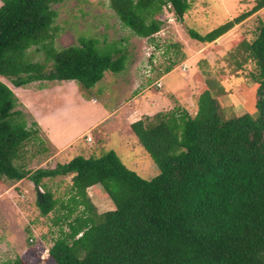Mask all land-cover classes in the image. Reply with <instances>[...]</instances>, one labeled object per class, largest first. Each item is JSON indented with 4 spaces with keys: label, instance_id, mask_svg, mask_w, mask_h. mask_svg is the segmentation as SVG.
Listing matches in <instances>:
<instances>
[{
    "label": "trees",
    "instance_id": "obj_1",
    "mask_svg": "<svg viewBox=\"0 0 264 264\" xmlns=\"http://www.w3.org/2000/svg\"><path fill=\"white\" fill-rule=\"evenodd\" d=\"M62 1L1 0L0 5V178H28L42 187L44 177L74 173L70 196L60 207L68 230L49 248L55 264H264V22L255 39L241 43L256 68L253 113L224 115L207 87L195 115L159 112L149 122L136 120L131 127L160 168L151 178L128 168L114 149L32 171L16 163L35 130L16 108L12 87L77 80L90 89L126 62L124 49L102 52L94 37L55 47L54 5ZM255 2L206 34L189 29L190 36L216 40L264 7V0ZM167 4L179 21L190 9L189 0H109L123 26L145 38L162 29L157 16ZM30 50L43 51L45 58L33 60ZM98 185L114 204L102 213L87 190ZM42 194L37 205L46 215L58 200Z\"/></svg>",
    "mask_w": 264,
    "mask_h": 264
},
{
    "label": "rangeland",
    "instance_id": "obj_2",
    "mask_svg": "<svg viewBox=\"0 0 264 264\" xmlns=\"http://www.w3.org/2000/svg\"><path fill=\"white\" fill-rule=\"evenodd\" d=\"M189 1L190 9L180 21L174 17L171 5H165L162 14L157 16L163 21L162 29L151 38L135 35L124 27L109 0H63L55 4L58 13L54 23L55 47L77 44L81 37H94L99 40L102 52L124 49L125 67L117 73L106 71L107 75L90 89L82 88L77 80H43L17 87L22 91H17L16 108L24 112L27 128L35 133L25 143L16 163L33 171L55 167L77 155L99 157L116 148L128 168L151 178L160 168L131 127L136 119L154 120L159 112H174L178 116L188 111L195 115L198 97L207 87L218 99L224 115L246 110L253 113L258 84L253 81L252 73L256 68L241 43L252 41L258 35L264 22V7L206 43L192 38L189 29L206 34L251 9L256 0ZM29 56L38 61L45 58L43 51L30 50ZM50 84L54 88H48ZM25 105L37 108L39 116L45 112L43 130L34 123L35 115ZM130 106L139 109L140 115L133 116L136 111ZM109 110L125 111L130 118L118 128L113 125V118L108 117L98 127L83 133ZM79 133L83 134L63 147ZM57 146L63 147L59 153L61 148ZM73 175L43 178L42 193H51L58 200L46 215L37 205L38 194L33 182L28 178H0V264L16 258L25 264H55L49 248L60 237L62 229L68 230L67 222L61 218L65 210L60 207L70 196ZM87 190L100 213L114 207L102 186Z\"/></svg>",
    "mask_w": 264,
    "mask_h": 264
},
{
    "label": "crops",
    "instance_id": "obj_3",
    "mask_svg": "<svg viewBox=\"0 0 264 264\" xmlns=\"http://www.w3.org/2000/svg\"><path fill=\"white\" fill-rule=\"evenodd\" d=\"M2 4V3H1ZM0 4V5H1ZM112 72V71H111ZM107 75V72H105V76ZM53 81H56V82H60V81H57V80H52L51 82H53ZM61 84V83H60ZM57 85V87L58 88H60L61 87V85ZM63 84V83H62ZM98 84V83H97ZM53 85L52 84H50L49 86H48V88H51ZM64 86H66V85H64ZM52 88H54V87H52ZM12 89L13 90H15L14 92H16L15 94H17V91H22V89H17V87H12ZM29 90V89H28ZM26 106V108H27V110L29 111V112H31L33 115H35V120H34V122H36V124L39 126V127H44V123H45V120H46V118H45V116H47L46 114H45V112L43 113V115H41V116H39V114H37V108H35V107H32L31 105H25ZM134 108V107H133ZM133 108H131V106H130V109H132V110H134ZM134 111H136V113H134L133 114V116H137V115H140V112L141 111H139V109H137L136 108V110H134ZM131 112V111H130ZM138 112V113H137ZM128 113H126L125 111L124 112H120V113H118V111H115V110H109L108 112H105L100 118H98L96 121H94L92 124H90V126L86 129V131L85 132H83V133H87L88 131H90V130H92L93 128H95V127H98L100 124H102V122L106 119V118H108V117H112L113 118V125H117L118 126V128H120L121 127V125L123 126V125H125V122H126V119L127 118H130L129 117V115H127ZM43 116V117H42ZM42 117V118H41ZM137 120V119H136ZM133 121H135V120H133ZM132 121V122H133ZM42 130H43V128H42ZM46 133H48V132H46ZM83 133H79V134H76L75 136H74V138H72L71 140H69V142H66L65 144H64V148L65 147H67L69 144H70V142L72 141V140H74L75 138H77L78 136H80V135H82ZM48 139H49V136H48ZM51 142V141H50ZM53 144V143H52ZM90 144V146L92 145L91 143H89ZM58 147H62V146H57L56 148H58ZM62 147V148H63ZM62 148L61 149H59L58 151H57V153H59V152H61V150H62ZM112 149V148H111ZM114 150L115 151H117V149L116 148H114ZM109 151V150H108ZM54 152H56L55 151V149H54ZM107 152V151H106ZM56 154V153H55ZM54 154V155H55ZM82 154V153H81ZM83 156V155H82ZM98 156H101V155H98ZM86 157H88V156H86Z\"/></svg>",
    "mask_w": 264,
    "mask_h": 264
},
{
    "label": "water",
    "instance_id": "obj_4",
    "mask_svg": "<svg viewBox=\"0 0 264 264\" xmlns=\"http://www.w3.org/2000/svg\"><path fill=\"white\" fill-rule=\"evenodd\" d=\"M36 190H37V194H38V200L40 202H42L43 201V194H42V191L40 189V186H36Z\"/></svg>",
    "mask_w": 264,
    "mask_h": 264
},
{
    "label": "built area",
    "instance_id": "obj_5",
    "mask_svg": "<svg viewBox=\"0 0 264 264\" xmlns=\"http://www.w3.org/2000/svg\"><path fill=\"white\" fill-rule=\"evenodd\" d=\"M159 85V84H158Z\"/></svg>",
    "mask_w": 264,
    "mask_h": 264
}]
</instances>
